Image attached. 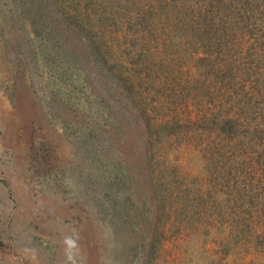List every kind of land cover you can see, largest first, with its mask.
Returning <instances> with one entry per match:
<instances>
[{
	"label": "rangeland",
	"instance_id": "1",
	"mask_svg": "<svg viewBox=\"0 0 264 264\" xmlns=\"http://www.w3.org/2000/svg\"><path fill=\"white\" fill-rule=\"evenodd\" d=\"M0 264H264V0H0Z\"/></svg>",
	"mask_w": 264,
	"mask_h": 264
}]
</instances>
